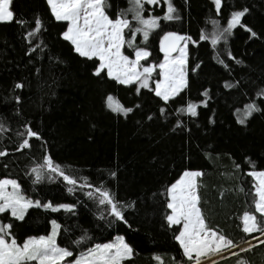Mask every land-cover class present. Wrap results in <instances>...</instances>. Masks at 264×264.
<instances>
[{"label": "trees", "instance_id": "1", "mask_svg": "<svg viewBox=\"0 0 264 264\" xmlns=\"http://www.w3.org/2000/svg\"><path fill=\"white\" fill-rule=\"evenodd\" d=\"M169 2L171 20L164 19ZM141 4L105 0L104 11L112 20L128 19L132 29L145 28L134 19L137 11L143 19L161 18L147 40L142 31L124 29L125 55L149 51L142 68L161 64L166 33L189 39L187 86L167 101L155 94L159 68L150 88L121 84L106 69L97 75L99 58L75 51L63 35L69 21L56 20L47 0H11L13 19L0 22V179H16L25 195L42 203L72 208L33 206L23 220L4 212L11 225L6 238L23 243L47 235L55 220L57 242L73 257L122 234L133 252L121 264H195L176 239L181 223L166 217L171 185L184 171L197 170L205 223L236 245L202 264H264V235L243 231L245 213L261 223L251 171H264V96L258 95L264 90V0H223L219 10L213 0ZM235 10H246L242 23L225 32ZM111 95L132 111L109 109ZM191 102L199 103L195 116L186 111ZM249 104L260 110L245 116ZM49 158L58 171L48 168ZM105 191L111 203H100Z\"/></svg>", "mask_w": 264, "mask_h": 264}, {"label": "snow or ice", "instance_id": "2", "mask_svg": "<svg viewBox=\"0 0 264 264\" xmlns=\"http://www.w3.org/2000/svg\"><path fill=\"white\" fill-rule=\"evenodd\" d=\"M51 6V11L56 20L71 21V25L64 33V38L71 41L75 45V51L85 57H99L101 61L96 74L99 75L100 71L107 68L108 75L114 77L121 84H131L139 80L141 76L146 74L150 75L154 67H145L143 72H137L136 67L141 59H146L150 54L143 50L138 49L135 52V61H130L128 57L124 56L121 52L122 46L125 44L124 29L129 28L134 32H143V38L147 40L149 31L159 27V17L151 19H143L137 11L134 19L139 20L144 26V29L131 28V23L128 19H110L104 11L105 0H47ZM149 4H157L159 0H146ZM11 0H0V22H10L13 19V13L9 10ZM131 3L136 7H142L141 0H131ZM221 0H215L217 10L220 8ZM134 9H129L133 11ZM175 9L171 3H168L167 14L164 19H173ZM246 10L234 12L228 28L224 29L225 32L230 31L235 26L241 23V18L245 15ZM126 15V13H122ZM83 20V24L80 21ZM215 23V21H213ZM36 31L40 30V21L36 20ZM251 31V30H249ZM33 33H29L32 35ZM255 36V33H252ZM169 37L174 38L175 41L184 40L185 37L178 36L174 33H169L164 37L167 41ZM206 37H202L204 39ZM129 46H132V41H127ZM215 44L217 41L212 40ZM107 44V46H105ZM186 47V45H185ZM171 50H175L176 45H170ZM166 53L165 62L160 64L159 67L164 70V82L158 83L155 88V94L162 97L165 101L169 100L171 96L178 95L179 92L187 86L186 72L183 70L182 65L186 63V58L183 50L182 55L174 61H169L168 52L169 48L163 49ZM131 65V67H128ZM142 87H148L147 77L141 84ZM22 87V85H16ZM207 95V93H205ZM258 95L264 96V90ZM206 105V102H205ZM107 107L114 112L127 113L132 109L124 108L113 97L107 98ZM197 105L189 103L186 111L195 116ZM260 109L255 104L246 105L245 116H250L254 111ZM241 124L245 123L244 119H240ZM2 130V126H0ZM30 135L35 136L36 133L29 132ZM28 141L25 140L23 146H27ZM3 155V153H0ZM47 166L51 171H58V166L53 167L52 161L47 160ZM37 172L36 169L32 170ZM61 176L64 173L60 171ZM202 175L199 172H185L184 176L171 186L169 192L171 194V202L167 204V208L172 210V214L166 217L170 224H180L183 220V230L176 237L183 248L185 256L189 260L195 259V264H201V259L205 256H210L213 253H220L225 248H233L236 245L233 241L227 239L223 235H218L214 230L206 227L205 221L197 204L199 197L196 194V181L195 178ZM258 177H264V172L252 173ZM37 180L40 179L37 173ZM65 180L69 183L75 184L76 181L64 176ZM11 184L15 190L19 186L15 181H0V213L10 211L11 216L17 219H24V212L33 206L40 207V202L36 201L35 204L28 200H24L22 196L17 195L15 192H6V186ZM71 191V189H69ZM100 192V189H96ZM259 200L255 204V211L261 214V223H257L256 215L245 213L243 217L244 227L243 231L246 233L260 232L264 235V180H261V186L257 188ZM91 195V193H89ZM104 199L100 203H111V197L108 192H103ZM112 212L116 217L123 220L121 212L117 209L116 204H112ZM46 208H52V205H44ZM66 209L71 206L62 205ZM54 211L58 209H53ZM53 232L48 237L30 238L25 241L23 245H18L14 238L11 237V225L0 224V264H31L33 261H38V264H62L65 258L73 255L66 248H60L56 244V235L58 225L53 222ZM203 233V235H202ZM83 239V238H82ZM264 243V241H261ZM248 249H242L247 251ZM132 248L124 243L123 238H120L117 244L97 245L94 249H90L85 255L74 261V264H121L123 260L132 255ZM195 254V255H194ZM213 264H216L213 261ZM239 264H245L240 261Z\"/></svg>", "mask_w": 264, "mask_h": 264}, {"label": "rangeland", "instance_id": "3", "mask_svg": "<svg viewBox=\"0 0 264 264\" xmlns=\"http://www.w3.org/2000/svg\"><path fill=\"white\" fill-rule=\"evenodd\" d=\"M213 1H214V3H215V0H213ZM222 2H223V0H221L220 7H221V5H222ZM158 3H160V0H159ZM10 5H11V3H10ZM9 10L13 13V11L11 10V7H10V6H9ZM238 11H244V10H235L234 12H238ZM234 12H233V13H234ZM105 14H106V13H105ZM231 18H232V15H231V17H230V19H229V22L231 21ZM242 18H243V17H242ZM242 18H241V23H242ZM113 21H115V20H113ZM229 22H228V25H229ZM241 23H240V24H241ZM80 24H81V25L83 24V20L80 21ZM70 25H71V21H69V25H68V27H69ZM67 30H68V28H67ZM67 30H66V31H67ZM66 31H65V32H66ZM65 32H64V33H65ZM64 33H63V35H64ZM167 34H169V33H166V34L164 35V37H165ZM174 34H176V35H178V36H183V37H184V35H182V34H180V33H174ZM185 45H186V47H185ZM188 45H189V39H188V38H185L184 40H180V41H178L177 47H176V49H175L174 51L168 52V59H169V61H174V60H176L178 57H181V55H182L181 50H183V52H184V54H185V58H186V63H185L184 65L180 66V67H182L183 70H184L185 72H186V64H187V49H188ZM105 46H107V44H105ZM161 47L164 49V38H163V41H161ZM143 50H145V51H147V52L149 53L148 50H146V49H143ZM121 52H122V54H123L124 56L128 57L127 55L124 54L123 46H122V48H121ZM98 58H99V57H98ZM135 58H136V57H134V58H130V57H128V59H129L130 61H135ZM165 58H166V54H165L164 59H163V61L161 62V64L165 62ZM141 60H142V59H141ZM141 60H140L139 64H138L137 67H136V71H137V72H143V69L145 68V67H143V68L141 67ZM100 63H101V61H100ZM128 67H131V65H129ZM149 67H154V70L151 72V74H150V75L146 74L145 76H141L140 79H139V80H136L135 82L138 83V86H139V87H142L141 84L143 83L144 79L147 77L148 87H145V88H150V87H152L153 73H154V71H155L157 68H159L160 78L154 80V89H155V88H156V85H157L158 83H161V84H162V83L164 82V79H165V76H164V70L161 69V68L159 67V65H158V66H156V65H151V66H149ZM105 69L107 70V68H105ZM107 72H108V70H107ZM113 78H114V77H113ZM185 78H187V74H186V77H185ZM186 81H187V79H186ZM174 96H175V95H174ZM174 96H171V97H174ZM111 97H113L116 101H118L121 105H123V103H122L118 98H116L115 96H112V95H111ZM171 97H170V98H171ZM191 104L197 105V108H196V113H197V112H198V105H199V103H197V102H191ZM123 106H124V105H123ZM187 106H188V105H187ZM187 106H186V109H187ZM124 108H127V107L124 106ZM187 113H189V112H187ZM189 114H190V113H189ZM185 172H199V173H200V171H197V170H186V171H184V172L180 175V177H179V178H178L173 184H175L177 181H179V180L184 176V173H185ZM261 172H264V171H256V170H252V171H251V173H261ZM253 176L256 178V181H257V188L260 187V186H261V180H264V177H258V176H255V175H253ZM198 178H199V176L195 178V181H196V194H197L198 197H199L198 189H197V186H198ZM0 181H15L16 184H17L19 187H18L17 189L14 190V189L12 188L11 184H9V185L6 186V192H8V193H13V192H15L17 195L22 196V197L24 198V200H26V201L30 200V201H32L34 204H35L36 201H39L41 206H44V205H46V204H50V205H52V208H50V209L64 208V207H61L62 205L71 206L70 208H72V205L69 204V203H61V204H53V203H51V202L42 203V201H41L40 199H38V198H33V197H30V196L25 195V194L21 191L20 184H19V182H18L16 179H13V178H2V179H0ZM173 184H172V185H173ZM172 185H171V186H172ZM170 188H171V187H170ZM256 190H257V189H256ZM169 193H170V192H169ZM258 200H259V194H258ZM170 202H171V194H170ZM197 207H199V202H198V204H197ZM64 209H66V208H64ZM199 209H200V207H199ZM200 211H201V210H200ZM25 212H26V211H25ZM25 212H24V214H25ZM8 213L10 214V211H8ZM171 214H172V213H171ZM171 214H170V215H171ZM201 214H202V213H201ZM1 215H2V213H0V224H4V225L9 224L8 222H5V221H4V219H3V217H2ZM10 215H11V214H10ZM250 215H251V214H250ZM202 216H203V215H202ZM203 219H204V218H203ZM53 222H55V224L59 226L58 222L55 221V220H53V221H52V228H51L50 233L47 234V235H44L43 237H48V236H50V235L52 234V232H53V227H54ZM183 223H184V221L182 220V221H181L182 230H183ZM205 224H206V223H205ZM206 227H207L208 229H210V228L207 226V224H206ZM182 230H181V231H182ZM211 230H213V229H211ZM214 231H215V230H214ZM58 232H59V228L57 229L56 244H57L60 248H64V247H61V246L58 244V242H57ZM202 235H203V233H202ZM218 235H221V234L218 233ZM39 237H42V236H30V237H28L25 241L29 240L30 238H39ZM120 238H123L124 243H126L128 246H130V245L126 242V239H125L124 235H122V234H117V235H115L112 239H110V240H108V241L101 242V243H97V244L91 246L90 248H88L87 250H85V251H83V252H80L76 257H73V255H72V256H70V257L65 258L64 261L62 262V264H74V261L77 260V259H79V258L81 257V255H85V254H87V253L89 252L90 249H94L97 245L117 244V243H119ZM6 239H7V238H6ZM25 241H24V242H25ZM9 242H10V240H9ZM24 242H23V243H24ZM23 243H17V244L22 246ZM130 247H131V246H130ZM232 250H234V249L226 250V248H225L222 252L216 254V256H213V257H211V258H209V259H207V260L201 261V264H202V263H205V262H207V261H209V260L219 258L220 256L225 255V254L231 252ZM69 251H70V250H69ZM70 252H71V251H70ZM213 254H214V253H213ZM194 255H195V254H194ZM194 260H195V259H194ZM36 262H37V264H38V261H36Z\"/></svg>", "mask_w": 264, "mask_h": 264}, {"label": "water", "instance_id": "4", "mask_svg": "<svg viewBox=\"0 0 264 264\" xmlns=\"http://www.w3.org/2000/svg\"><path fill=\"white\" fill-rule=\"evenodd\" d=\"M172 44H175L177 47L178 41H175L174 38H172V37H169V39L167 41L164 40V48H169V52L174 51V50H171V48H170V45H172Z\"/></svg>", "mask_w": 264, "mask_h": 264}]
</instances>
